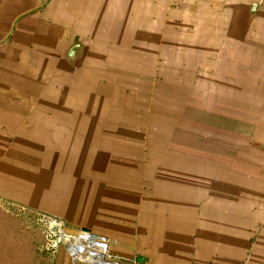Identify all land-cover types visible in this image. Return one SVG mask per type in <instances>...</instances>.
<instances>
[{
  "label": "crops",
  "instance_id": "1",
  "mask_svg": "<svg viewBox=\"0 0 264 264\" xmlns=\"http://www.w3.org/2000/svg\"><path fill=\"white\" fill-rule=\"evenodd\" d=\"M44 176L122 264H264V0H0V196Z\"/></svg>",
  "mask_w": 264,
  "mask_h": 264
},
{
  "label": "rangeland",
  "instance_id": "2",
  "mask_svg": "<svg viewBox=\"0 0 264 264\" xmlns=\"http://www.w3.org/2000/svg\"><path fill=\"white\" fill-rule=\"evenodd\" d=\"M41 180L43 192L32 202L0 196V264H72L64 246L60 245L56 252L47 250L48 221H57L70 232L82 228L74 224L73 218L62 216V193L60 198L57 196V202L50 205L48 190L52 181L47 176Z\"/></svg>",
  "mask_w": 264,
  "mask_h": 264
},
{
  "label": "built area",
  "instance_id": "3",
  "mask_svg": "<svg viewBox=\"0 0 264 264\" xmlns=\"http://www.w3.org/2000/svg\"><path fill=\"white\" fill-rule=\"evenodd\" d=\"M48 223V251L56 252L60 245L64 246L72 264H122L111 253L106 236L83 229L70 232L54 220Z\"/></svg>",
  "mask_w": 264,
  "mask_h": 264
},
{
  "label": "water",
  "instance_id": "4",
  "mask_svg": "<svg viewBox=\"0 0 264 264\" xmlns=\"http://www.w3.org/2000/svg\"><path fill=\"white\" fill-rule=\"evenodd\" d=\"M77 48H78L77 46H74V48L71 49L70 54H69V58H70V59H72V60L74 59L75 51L77 50ZM83 230H84V231H90V230L87 229V228H83Z\"/></svg>",
  "mask_w": 264,
  "mask_h": 264
}]
</instances>
